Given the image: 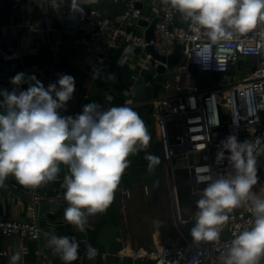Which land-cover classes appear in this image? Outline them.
Wrapping results in <instances>:
<instances>
[{"label":"built area","instance_id":"obj_1","mask_svg":"<svg viewBox=\"0 0 264 264\" xmlns=\"http://www.w3.org/2000/svg\"><path fill=\"white\" fill-rule=\"evenodd\" d=\"M49 1L54 3L57 0ZM58 1L65 8V19L62 18L63 26L56 31L54 44L48 46L51 53V74L48 82H42L45 87L57 81L55 70L60 39L66 34L73 36V43L77 48H82L83 66L90 80L102 76L107 70V64L112 61L123 67L135 57L140 67L131 75L134 79L140 76L144 68L148 72L151 68L163 65L167 80L162 84L161 95L136 101L133 82H130L125 93L127 96L123 97L127 103L151 106L161 155L169 164L172 175L176 168L187 170L190 193L192 197L200 199L206 184L198 182V177L205 174L204 166L211 168L213 178L217 174H234L231 161L227 159L228 154L225 153V158L219 159L217 153L221 150L220 142L226 136L236 135L241 141L247 140L253 144L259 179L253 185L251 193L264 198V21L258 22L247 33H234L230 39L212 42L205 30L195 31L191 21L173 9L168 0H113L115 3H124L125 8L118 17L122 21L127 20L125 23L98 16L94 8L84 6L83 3L82 13L71 9L67 11L66 0ZM1 3L2 0L0 5ZM16 3L19 5V0ZM145 7L147 10H144ZM132 18L144 21L145 24H132ZM154 19L152 38L148 40L145 33ZM25 27L28 33H34V37L37 33L55 31L54 28L33 25L30 21ZM175 43L181 45V57L172 69L165 62L154 58L147 49L152 46L159 56L168 57L174 52ZM31 46L39 48L37 43ZM21 48L22 46L17 48V54L21 53ZM117 49H120L119 54L116 53ZM1 51L5 55L9 54L5 49ZM249 58L256 60L251 73L242 78L233 76V68L236 66L240 69ZM239 60L241 62L238 66ZM192 65L200 73L218 75L219 80L205 87L196 85L190 72ZM28 70L33 71L30 68ZM28 70L25 71L26 74L33 73ZM157 76L158 73L155 72L153 80ZM62 188L65 193L64 181ZM174 189L178 220L184 224H195L196 213L199 211L197 204L188 218L182 217L175 186ZM144 190L145 193L148 192L146 186ZM55 191V199H64V193L59 194L58 189ZM251 193L248 200L239 207L225 210L224 214L228 219L219 226L218 241H194L191 237L188 241L181 242L172 238L154 249L140 247L123 252L119 254L115 264H125L126 256L131 258V264H223L222 258L227 254L233 239L253 226ZM43 199V196L33 191L26 198V218L0 217V238L13 237L19 242L18 251L21 252L22 259L18 264H29L25 259L31 251L27 242L38 241L40 238L42 216L39 206ZM4 253L0 252V257ZM259 264H264V256Z\"/></svg>","mask_w":264,"mask_h":264},{"label":"clouds","instance_id":"obj_2","mask_svg":"<svg viewBox=\"0 0 264 264\" xmlns=\"http://www.w3.org/2000/svg\"><path fill=\"white\" fill-rule=\"evenodd\" d=\"M92 2V0H89ZM191 21L194 30H205L212 42L230 39L234 33H247L264 21V0H168ZM71 11L82 13L79 0H71ZM11 91L0 90V186L11 175L20 184L38 187L58 179L60 164L66 165L64 198L69 204L65 220L84 232L88 216L105 212L114 200L121 177L131 161L130 155L146 150L151 140L145 122L127 106L100 110L93 101L82 112L62 115L75 92V79L61 74L47 87L35 75L17 73L10 79ZM27 84L26 90L20 86ZM219 159L231 161L234 174H217L209 166L198 182L205 183L196 202V222L190 230L194 241H218L220 227L228 217L225 210L248 200L258 182L257 158L253 144L229 134L221 142ZM153 171L160 158L145 155ZM253 226L240 232L231 242L223 264H259L264 256V198L251 193ZM49 235L48 244L66 264L78 259L79 242L69 236ZM98 249L87 246L88 259ZM21 252L10 257V264L21 261Z\"/></svg>","mask_w":264,"mask_h":264},{"label":"crops","instance_id":"obj_3","mask_svg":"<svg viewBox=\"0 0 264 264\" xmlns=\"http://www.w3.org/2000/svg\"><path fill=\"white\" fill-rule=\"evenodd\" d=\"M66 2L68 11L70 10L71 0H66ZM79 2L83 3L84 6L94 8L98 16H106L113 19H116L125 8L124 3H115L113 0H92V2L79 0ZM19 6L20 10L18 12H14L7 19L0 20V90L7 89L11 91L14 86H11L10 79L17 73H25L29 68L33 71L28 70V72L33 73L25 74L35 75L39 81L44 83L48 82L51 74V71H49L51 53L48 46L54 44V40L57 37V29L50 11L52 10L53 2L49 0H19ZM47 11H49L48 14L46 13ZM28 21L33 25L38 24L44 28H54L55 31L37 33L34 37V33H28L25 27ZM35 43H37L39 48L31 46V44ZM19 46H22L20 49L21 53L17 54L16 50ZM4 49L9 54L5 55L2 53L1 50ZM77 49L73 43L72 35L66 34L61 37L57 55V69L55 70L56 79L64 73L69 65V60L73 58ZM123 67L116 65L115 61L107 64V71L115 76V83L111 96L107 98L105 110L110 107L127 106L140 115L151 134L154 146L150 148L149 143L148 148L138 152V154L152 150V154L160 158V163L156 167L157 169H164L165 178L161 182H146L142 175L145 167H142V169H139V174L131 179L129 165L125 169L116 189L119 193L117 206L110 211L111 213L106 218L102 217V213L88 216V223L84 232H79L74 225L65 220L64 212L69 207L65 198L61 200L58 211H53L50 207L41 211L39 207L42 216L40 222L42 232L38 241L27 242L31 251L25 259L29 264H58V259L61 263L66 264V262L61 260L60 255L49 246L48 240L50 237L46 233L56 236H74L79 242L78 251H81L84 255H86L88 245L98 249L99 254L93 260L87 259V264H115L118 262L119 254L123 252L140 247L154 249L166 244L172 238H178L179 241L186 242L179 238L178 233H174L170 237L168 225L169 200L165 192L170 166L161 155L152 108L149 104L127 103L126 98L124 99L127 96L125 93L130 85L128 82H130L131 78L128 70L130 69L133 74L140 67V64L134 57L130 64ZM25 68L27 69L24 70ZM148 72L144 68L140 75L144 76ZM27 86V84L21 85L20 90H26ZM161 94L162 89L159 95ZM130 179H138L139 181L132 183ZM144 186L147 187V193H145ZM33 191L39 192L32 186L28 192L20 191L18 188L11 190L0 186V217L26 218V198ZM127 193L129 196H127ZM154 196H162L160 197V209L157 210L158 212L151 211L153 203L149 204ZM158 221H160V226ZM143 223H148V231L145 230ZM163 229L164 231H162ZM173 229L178 231L180 229L179 224L174 223ZM18 250L19 242L16 238H0V252H5L0 257V264H10V257ZM131 263V258L126 256L125 264ZM70 264H84V259L78 257L77 260Z\"/></svg>","mask_w":264,"mask_h":264},{"label":"water","instance_id":"obj_4","mask_svg":"<svg viewBox=\"0 0 264 264\" xmlns=\"http://www.w3.org/2000/svg\"><path fill=\"white\" fill-rule=\"evenodd\" d=\"M20 10L19 5L16 3V0H2L0 5V20L9 18L14 12ZM51 11L52 18L57 30H60L63 26L62 18L65 19V8L57 0L53 3ZM47 14L49 11L46 12ZM153 15V13H150ZM63 19V20H64ZM118 22L125 23L127 20H121L120 17H117ZM131 23L136 22L145 24L144 21L137 20L132 18ZM155 19L149 25L148 30L146 31V39L150 40L152 38V30L154 26ZM148 51L151 52L154 58L159 59L162 62H165L168 68L174 67L181 57V45L175 43L174 52L168 57L159 56L153 49L152 46L147 47ZM120 49L116 50V53L119 54ZM84 53L82 48H78L75 52L73 58L69 60V65L65 69L63 74L71 75L75 79V92L72 99L67 103L66 110H60L62 115H72L75 116L82 112L83 106L90 102H97L100 104V110L106 111L105 107L107 105V98L111 96L113 92V87L115 83V76L109 71H105L102 76H99L96 79L90 80L88 78V73L86 72L85 67L83 66ZM238 62V66L240 64ZM154 63V59L151 60V64ZM157 72L158 76L153 80V74ZM165 67L163 65H158L156 68H151L149 72L142 76H137L135 79L131 78L133 82V92L136 101H144L153 97H157L164 84L167 80V75L164 74ZM60 172L58 173V179L46 182L38 187H35L39 192V195L43 196L44 199L40 203L41 211H44L46 208L50 207L53 211H58V206L61 200L54 198L56 194L55 189H58V193H64V188H62L63 178L68 175V169L66 165L60 164ZM126 175V174H125ZM2 187L14 190L18 188L20 191L28 192L31 186H25L20 184L14 177L9 175L2 185ZM14 187V188H13Z\"/></svg>","mask_w":264,"mask_h":264},{"label":"trees","instance_id":"obj_5","mask_svg":"<svg viewBox=\"0 0 264 264\" xmlns=\"http://www.w3.org/2000/svg\"><path fill=\"white\" fill-rule=\"evenodd\" d=\"M190 72L192 75L193 82L196 85L201 86V87H205L208 84L216 82L219 80V76L216 74L198 72V69L195 65L190 66ZM128 74L132 75V71L130 69L128 70ZM130 82H131V78H130ZM130 82H128V83H130ZM152 146H154V141L151 139L149 147L151 148ZM152 152H153L152 150L144 151L141 154L137 153L134 155H130L128 157V159L131 161L130 167H129L131 179H133L135 176H137L139 174V169H142V167H145L144 173L142 175L145 178L146 182L154 183L157 181L161 182L164 180V178H165L164 169H161V168L157 169V167L155 166L153 171L148 170V163L149 162L145 159V155L152 154ZM134 156H138V157H134ZM131 179H130V181L132 183H137V181H139L138 179H135V180H131ZM173 179H174L175 187L177 190L178 203H179V206L182 207L185 203H189L190 200L192 199V195L190 193L188 171L185 169L176 168L173 172ZM118 197H119V193L117 191H115L114 200H113L112 204L108 207V209L105 212L102 213L103 218H106L107 215L111 213L110 211L113 210L114 207L117 206L118 200H119ZM168 225H169V228H171L172 220L170 221V219H169ZM173 235L174 234H172L171 236H173ZM189 238H191V236ZM89 241H90V239H89ZM78 253H79L78 257H82L84 259V264H87V259H88L87 255L82 254L81 251H78ZM58 262H59L58 264H63V263H61V261L59 259H58ZM73 262L74 261H72L70 263H73ZM137 264H151V262H147V263L139 262Z\"/></svg>","mask_w":264,"mask_h":264},{"label":"rangeland","instance_id":"obj_6","mask_svg":"<svg viewBox=\"0 0 264 264\" xmlns=\"http://www.w3.org/2000/svg\"><path fill=\"white\" fill-rule=\"evenodd\" d=\"M144 10H147V8L145 7ZM255 64H256V60L249 58L248 60L243 62L240 69L237 68L236 66L233 68V76H237L238 78H242L243 76L249 75L252 71V68L255 66ZM174 186H175V183H174L173 175L171 173V169L169 168V177H168V181H167V187L165 188V192H166V195H167L168 200H169L168 218L170 219V221L172 220V225H171V228L169 230V233H170V237H172L171 236L172 234L178 233L179 238L182 241H187V240H189V237L191 236L190 230L194 226V224L191 222L184 224L178 220V218H177V201L175 198ZM160 197H162V196L152 197V199L149 203V204L153 203V205L151 207V211L155 212V211L160 209ZM198 200H199V198H197V196H195V197H192V199L190 200L189 203H185L182 207L179 206L181 216L188 218L191 215L192 211L194 210V208L196 206V202ZM164 214H165V212H164ZM153 219H155V218L153 217ZM173 219H174V221H173ZM158 223H159L158 225L160 226V221H158ZM163 223H164V219H163ZM174 223L179 224L180 229L178 231L173 229ZM143 225H144L145 230L148 231L149 230L148 223L147 224L143 223ZM157 228L159 230L158 226H157ZM160 231H161V229H160ZM160 231H158V232H160ZM162 231H164V229ZM149 237L151 238V236H149Z\"/></svg>","mask_w":264,"mask_h":264}]
</instances>
